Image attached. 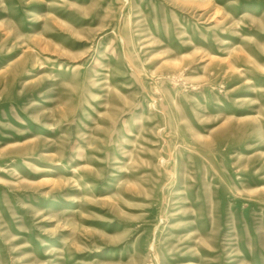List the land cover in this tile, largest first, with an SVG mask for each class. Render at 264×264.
Listing matches in <instances>:
<instances>
[{"label": "rangeland", "instance_id": "1", "mask_svg": "<svg viewBox=\"0 0 264 264\" xmlns=\"http://www.w3.org/2000/svg\"><path fill=\"white\" fill-rule=\"evenodd\" d=\"M0 264H264V0H0Z\"/></svg>", "mask_w": 264, "mask_h": 264}]
</instances>
